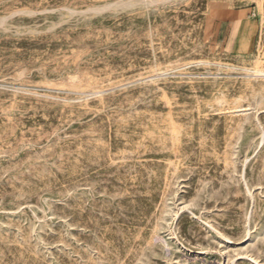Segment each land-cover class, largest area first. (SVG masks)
Listing matches in <instances>:
<instances>
[{"label":"rangeland","instance_id":"rangeland-1","mask_svg":"<svg viewBox=\"0 0 264 264\" xmlns=\"http://www.w3.org/2000/svg\"><path fill=\"white\" fill-rule=\"evenodd\" d=\"M0 264H264V0H0Z\"/></svg>","mask_w":264,"mask_h":264}]
</instances>
